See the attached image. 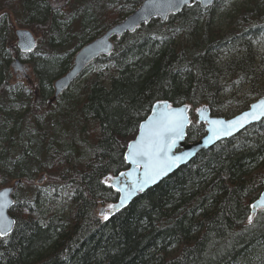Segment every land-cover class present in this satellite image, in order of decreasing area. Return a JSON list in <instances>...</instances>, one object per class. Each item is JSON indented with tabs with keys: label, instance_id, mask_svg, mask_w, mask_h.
<instances>
[{
	"label": "trees",
	"instance_id": "obj_1",
	"mask_svg": "<svg viewBox=\"0 0 264 264\" xmlns=\"http://www.w3.org/2000/svg\"><path fill=\"white\" fill-rule=\"evenodd\" d=\"M144 1L0 0V189L20 182L0 264H264V210L251 220L264 191V121L103 217L118 201L110 178L129 169L128 142L156 103L191 108L186 140L195 143L206 135L194 123L198 108L219 117L222 93H230L241 114L250 98H264L253 48L264 32V0L238 11L226 34L212 28L219 0L116 39L109 57L54 100V83L76 54ZM17 29L38 38L33 53L19 52ZM15 59L33 83L14 78ZM40 175L50 190L39 187Z\"/></svg>",
	"mask_w": 264,
	"mask_h": 264
},
{
	"label": "water",
	"instance_id": "obj_2",
	"mask_svg": "<svg viewBox=\"0 0 264 264\" xmlns=\"http://www.w3.org/2000/svg\"><path fill=\"white\" fill-rule=\"evenodd\" d=\"M218 1L219 0H187V2H185V0H145L132 15L126 18L123 22L108 29L104 35L85 46L77 53L74 57L72 69L54 83V100L59 99L66 91H68L91 64L102 57H109L114 50V41L116 39H121L128 34H132L141 27L151 24L154 20L167 23L171 17L181 15L185 9L193 5H199L202 9L206 10L213 7ZM15 36L17 40V48L20 53L31 54L37 49V39L31 31L25 29L16 30ZM12 69L16 74L18 72H25V67L19 59L14 60ZM261 103H264V98L251 104L248 110L231 119L212 116L211 109L208 106L198 108L196 110L197 121L199 124L205 125L206 135L195 143H188L186 140L187 131L191 126V108L187 105L174 107L168 102L156 103L152 109L151 115L141 124L135 139L127 146L125 159L129 169L119 176L112 177L110 180V187L117 192L118 201L110 206L104 213H107L109 217H112L121 212L129 207L139 195L145 194L151 189L159 186L178 170L193 162L201 153L211 150L221 142L231 140L241 135L250 127L264 121V115L259 116L258 119H252L251 117L243 119L246 114L260 112L261 109L258 106ZM48 104L52 105L53 101H49ZM169 110L182 111L187 117V123L183 128L182 135L175 138V144L167 154L173 160H176V163L154 182L144 184L141 190L140 186L144 181L143 174L145 169L143 167V161L140 165H137L128 159L131 151L130 145L138 144L144 134L145 127L158 119L161 113ZM213 121H219L222 123L214 125L212 123ZM237 121H239V123H236ZM213 128H217L222 132L227 131L228 134L217 136L213 133ZM19 184L20 182H15L12 187H4L0 189V194H6V199L0 200V203L5 205L3 209V222L5 225L8 224V221L13 222L10 225L7 234L0 236L2 238L10 236L16 227V221L11 217L10 211L14 207V193ZM253 205H256V207L253 208L252 211V221L255 220L258 211L264 210V191Z\"/></svg>",
	"mask_w": 264,
	"mask_h": 264
},
{
	"label": "snow or ice",
	"instance_id": "obj_3",
	"mask_svg": "<svg viewBox=\"0 0 264 264\" xmlns=\"http://www.w3.org/2000/svg\"><path fill=\"white\" fill-rule=\"evenodd\" d=\"M258 107L261 109L260 112L246 114L243 119H247L248 117L258 119L259 116L264 115V103H261ZM186 123L187 117L182 111L169 110L161 113L158 119L145 127L140 142L130 145L131 151L128 159L137 165H140L143 161V167L145 169L143 174L144 181L140 186L141 190L144 184L154 182L176 163V160H173L167 154L174 146L175 138L182 135ZM212 123L215 125L221 124L222 122L213 121ZM236 123H239V121ZM212 131L217 136L228 134L227 131L222 132L217 128H213ZM5 199L6 194H0V200ZM4 207L5 205L0 203V236L6 235L10 225L13 223L12 221H8L7 225L4 224ZM255 207L256 205H253V208ZM105 218H107L106 214Z\"/></svg>",
	"mask_w": 264,
	"mask_h": 264
},
{
	"label": "rangeland",
	"instance_id": "obj_4",
	"mask_svg": "<svg viewBox=\"0 0 264 264\" xmlns=\"http://www.w3.org/2000/svg\"><path fill=\"white\" fill-rule=\"evenodd\" d=\"M256 2V1H260V0H226L222 6L218 7L215 11V14L212 16L211 18V23H212V28L215 30H220L223 32V34H226L229 32L231 26H232V21L233 19H235L236 17H238L239 12L242 8H248L250 6L251 2ZM60 5V2L58 3H54L53 7H57ZM2 14L0 12V18L2 17ZM18 30V29H17ZM38 39V38H37ZM253 48L256 52V54H258L259 56H262V59L259 60V62L257 63L260 66V71H264V32L260 31L257 32V37L255 38V43L253 44ZM26 69V68H25ZM98 67L97 66H93L87 73H85L80 80L76 83V86H81L83 85L85 79L88 77L89 74L97 71ZM13 75L14 78L16 80H18L19 82L22 83H27L28 81L26 80V78L29 80V82L33 83L34 82V78L33 75L31 73V70L26 69V72L24 73H20L18 72L17 74L14 73L13 71ZM29 83V84H31ZM250 89V88H249ZM248 88H246L245 90H243L244 94L246 96H248L249 92H247V90H249ZM237 91L236 88H234V91H232L233 93ZM223 97H222V109L223 112H220L219 110H217V113L220 114L219 117L221 118H226L230 113H232V116L235 117L237 115H239L236 112V106H232L229 103V99H230V93H222ZM257 97H252L249 99V105L255 103L257 101ZM195 112L196 110L193 112L194 115V123H197V118L195 116ZM232 117V118H233ZM132 141V140H131ZM129 141V142H131ZM128 142V144H129ZM43 175H40L37 179V182L40 183L39 187H41L43 190H50L49 189V184L45 181V177H42ZM13 184H10L9 186H12ZM27 189V188H26ZM33 191L30 190L29 193H32ZM25 195V193H23ZM30 197H32V194H30ZM56 197V196H55ZM22 198H24L22 196ZM28 198V197H27ZM29 199V198H28ZM65 214H68V211H65ZM105 214L103 212V217L105 216Z\"/></svg>",
	"mask_w": 264,
	"mask_h": 264
}]
</instances>
